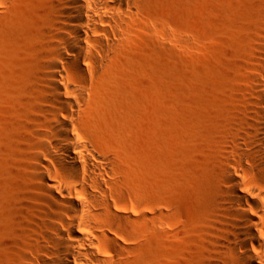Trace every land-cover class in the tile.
Returning <instances> with one entry per match:
<instances>
[{"label":"bare ground","instance_id":"bare-ground-1","mask_svg":"<svg viewBox=\"0 0 264 264\" xmlns=\"http://www.w3.org/2000/svg\"><path fill=\"white\" fill-rule=\"evenodd\" d=\"M15 1L0 0V18L15 14ZM51 7L54 32L34 73L39 184L22 220L9 217L1 255L12 264H137V238L156 245L179 234L159 195L144 204L131 153L114 143L120 121L99 112L109 92L122 99L123 84L140 74L122 56L145 25L141 0H52ZM257 17L264 29V0ZM147 28L157 37L161 27ZM259 41L257 87L243 109L249 120L226 135L203 236L209 253L199 264H264V32ZM1 89L0 62V97ZM237 170L251 182L242 184Z\"/></svg>","mask_w":264,"mask_h":264},{"label":"rangeland","instance_id":"rangeland-1","mask_svg":"<svg viewBox=\"0 0 264 264\" xmlns=\"http://www.w3.org/2000/svg\"><path fill=\"white\" fill-rule=\"evenodd\" d=\"M51 1L16 0L15 14L0 18V264L13 262L1 255L9 217L22 220L39 184L31 157L34 73L40 45L54 32ZM261 1L141 0L145 25L122 56L140 74L123 84L122 99L109 92L99 112L120 121L114 143L131 153L144 204L159 195L179 234L156 245L137 238V264H199L209 253L203 236L225 138L249 120L243 109L257 87ZM155 21L157 37L147 28ZM237 172L242 184L251 182Z\"/></svg>","mask_w":264,"mask_h":264}]
</instances>
